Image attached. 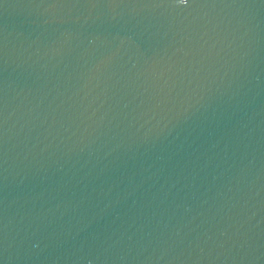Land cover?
I'll return each instance as SVG.
<instances>
[{"label":"water","instance_id":"95a60500","mask_svg":"<svg viewBox=\"0 0 264 264\" xmlns=\"http://www.w3.org/2000/svg\"><path fill=\"white\" fill-rule=\"evenodd\" d=\"M0 264H264V0H0Z\"/></svg>","mask_w":264,"mask_h":264}]
</instances>
